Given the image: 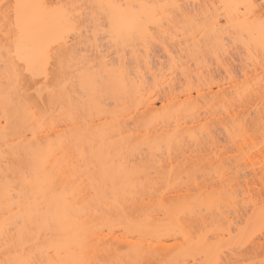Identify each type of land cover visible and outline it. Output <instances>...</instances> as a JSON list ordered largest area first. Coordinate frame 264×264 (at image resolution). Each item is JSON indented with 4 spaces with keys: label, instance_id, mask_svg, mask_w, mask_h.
<instances>
[{
    "label": "bare ground",
    "instance_id": "bare-ground-1",
    "mask_svg": "<svg viewBox=\"0 0 264 264\" xmlns=\"http://www.w3.org/2000/svg\"><path fill=\"white\" fill-rule=\"evenodd\" d=\"M256 1L54 0L52 7L50 0H14L11 14L0 8V264H138L141 259L146 263L151 256L146 252H150L153 244H160L161 249L165 244L173 246L174 242L177 247L172 248L173 253H168L171 257L166 255V260L172 259L171 263L178 264L177 259L183 257L190 261L193 256H200L201 264H224L222 256L226 255L220 256L223 245L217 243L216 246V241L224 240L220 238L223 231L230 235L231 225L225 230L224 227L216 230L222 235L218 237L216 232L217 239L207 242L210 236L190 233L192 229L188 226L190 231L187 230V221L182 223V218L184 214L197 218L200 205L201 209L206 207V211L213 212L212 202V209L219 214L224 212L219 209L221 201L227 203L228 210L230 202L237 209L234 203L238 196L226 193L229 187H223L225 197L223 192L219 197L208 192L209 196L203 194L207 200L204 197L203 200L192 199L194 205L188 198L186 202L180 190L177 192L180 188L175 189L181 186L178 180L174 181L178 186L170 180L165 188L170 191V184L174 183L176 187L171 186L180 195V198L175 196L179 202L175 200L177 203L173 205L174 198L164 197L168 190H160L162 194L158 198L159 190L156 192L155 187L160 186V181L157 184L156 178L153 182L154 176L148 175L159 168L167 169L172 149L174 146L181 149L185 138L194 144H201L197 139L203 140V136L195 135H199L200 129L195 133L192 126L186 125L191 119L200 122L198 109L202 106L198 108L197 99L193 98L213 93L215 84L211 77V83L209 80L201 82V74L210 62L205 61L200 51L212 54L222 65L221 57L227 58L229 43L233 41L234 45L242 47L250 63H260L257 58L264 56V11L257 8ZM259 1L264 5V0ZM88 8L92 13V8L94 12L97 9L96 18L102 14L108 27L103 31L106 34L100 31L102 20L99 22L93 15L101 28L91 30L94 22L90 23L92 28L88 26L91 31L85 26L81 29L82 14H87ZM81 37L84 42L79 40ZM103 40L113 46L114 56L109 52L111 47H102ZM150 42L161 45L169 58L168 69H163L161 62L158 68H153L156 66L153 56H157L151 53ZM127 56L134 61L133 68L129 65L133 62H129L128 67ZM180 56L194 60L197 71L193 75L199 81L198 86L192 87L194 90L186 88L180 103L179 99H171L164 93L158 106L157 92L161 86L172 85L171 93L174 90V71L178 70L191 81ZM226 63L229 62L223 63L225 68L221 67L227 73L231 89L228 90L233 96L246 95L252 85L263 83V77L260 79L261 75L258 76L257 70L255 73L253 66L254 77L245 71L241 72L242 81L234 79L236 75L234 73L233 77ZM150 78L154 85L149 84ZM249 79L255 84L249 86ZM219 83L215 84L218 90L225 86ZM104 92L120 104V109L111 110L103 104ZM230 110L224 109V112L230 116L232 131H238H233V135L242 136L241 140L248 142L244 120L240 122L238 114ZM129 119L136 124L141 119V128L136 133H133L135 129H129L132 128L127 125ZM197 125L199 127V123ZM204 129L203 126L202 134ZM206 131V137L211 139ZM185 143L183 146L191 151L187 146L190 143ZM164 150L166 156H170L165 162L157 155ZM138 156L143 157L138 161L146 159L143 164L137 161ZM161 156L164 157L163 153ZM150 167H154L153 170ZM167 195L170 197V193ZM229 195L234 197V203ZM224 198H229L230 202ZM163 199H168L169 203L165 204ZM234 208L232 212H236ZM224 213L221 214L223 219L227 214ZM162 217L166 221L161 220ZM199 219L201 221L203 216ZM204 232L209 233L206 229ZM180 241L183 245L177 244ZM215 249H220L221 254ZM184 260L181 263L185 264Z\"/></svg>",
    "mask_w": 264,
    "mask_h": 264
},
{
    "label": "rangeland",
    "instance_id": "rangeland-1",
    "mask_svg": "<svg viewBox=\"0 0 264 264\" xmlns=\"http://www.w3.org/2000/svg\"><path fill=\"white\" fill-rule=\"evenodd\" d=\"M47 1H49V0H47ZM50 1H52V3L51 2L50 3L52 4V7H53L54 0H50ZM13 3H14V0H0V8L2 7L1 8L2 10H4V11L6 10V11L9 12V14H11V9H12L11 7H12ZM50 3L48 5H51ZM256 3H257V6H258L257 8L260 7L259 10L260 11L261 10L264 11V5L262 4V2H260L258 0V1H256ZM87 7H89V6H87ZM89 8H88V10H89ZM94 8H92L93 9V13H92V10H89V11H91L90 12L91 14L89 13V11L85 12V13L88 14V16H87V14L84 15V13H83L82 15H83V18H84L83 20L84 21H82V20L81 21L84 24L81 23L80 21H78V24L80 22L81 24H79V25H82L81 27L85 26L87 30L88 29L90 30L92 28L91 27L92 24L98 18L99 19V22H100V20H102L100 23L97 21L99 24H101V27L102 28L98 25L97 22H95V24L93 26H95L97 28L94 27L91 30L97 31L98 29L101 28L100 31L103 32L104 30H106L108 28L107 27L106 20L103 19V16H101L102 14L100 16H97V18H96L95 14H96L97 9L94 12V10H95ZM1 9H0V12H1ZM0 14H2V13H0ZM98 14H99V12H98ZM92 15L95 16L96 19H94V17ZM80 19H81V17H80ZM90 23H92V24H90ZM96 23H97V26H96ZM88 26H90L91 28H89ZM85 27H83L81 29H84ZM173 27H174V25H173ZM176 28H179V27H176ZM170 29H171V26H170ZM173 30H174V28H173ZM100 31H98V32H100ZM178 31H180V30H178ZM171 32H172V30H171ZM103 33H105V32H103ZM103 33H101V34H103ZM169 33H170V31H169ZM82 34H84V33H82ZM103 37H104V34H103ZM84 38H85V36H84ZM84 38L81 37L79 40H81V42H84L83 41ZM101 38L102 37H100V40H101ZM103 41H104L103 42L104 45H102V47H104V48H106V46H107V48H110L111 47L110 48V51L109 50H107V51H109L111 54H113L112 53V52H114L113 46L110 45V43L107 44V41L106 40H103ZM232 42L233 41H231L229 43L230 44V49H228L229 50V52H228L229 55H227V58H226V56H224V58L221 57L222 59L220 58L221 59L220 62L223 65V67L224 68L226 67V65L224 66L223 63L229 62L228 64L227 63L226 64H227V66H230V68H231V74L233 75V77H235L234 76V73H235L236 77L234 79H236V80L238 79V81H242L244 79V77H243L244 75L242 73H244L245 71H248L247 72L248 75H251L254 72L253 70L255 69V73H257V71H258V74H259L258 76L261 75L260 79L263 77V79H262L263 80V83L260 84V82H262V81H259V85H256L255 83H252L251 82L252 80L249 79L250 81L248 82V85L249 84L250 85L255 84V86L254 85L251 86V90L248 91V94H246V95L245 94L244 95L242 94L239 97L240 99L238 97H236V95L233 96L234 93L232 91H229L231 89H229V85L227 84V80H228L226 78L227 77L226 76L227 73L225 72V70L223 69V67H221L222 65H219L216 62L217 60L215 61L214 60V57H211V56H213L212 54L209 55L210 53H206L205 50L200 51V55L202 57H205L204 58L205 61L207 60L208 63L210 62L209 63L210 65L208 64V66H209V67H207V70L208 71L205 68L203 70L202 74H201L202 77L206 75L205 76L206 79H205V77H203V78L201 77L202 81L200 79L199 80L204 84V81L206 83L209 80V78L211 77L210 79L211 80L213 79L212 80V84L214 82H215V84L218 83V82H220L221 85L223 83V85H225V86H222V89H220L221 90L220 91V90H218V87L215 84H213V91H212L213 93H206V91H205V93H206L207 96L204 94L205 96H203V97L201 96L202 99L199 98V97H197V98L194 97L193 99H195V101L197 99L198 108H200L202 106L201 107L202 109L201 108L198 109L199 110L198 111V114L200 113V115H198V116H200L199 117L200 118V122H197L196 123V121H194L195 119H193V121H191L192 120L191 119V120H189L190 122H188V121L186 122V125L192 126L190 128H193L192 130L194 132L195 131L198 132L199 129H200V131L203 130V126L205 127L204 130L206 131V128L208 127V129H207L208 131H206V133L209 132L210 133L209 136H212L213 139L212 138L209 139V137H206L207 134L205 135V131H204V134H202L203 131L202 132L199 131V135L195 132L196 133L195 135L198 136V138L200 136L202 138V136H203L202 139L205 140V141L202 140L203 141V143H202L201 140H198L197 139V142L200 141L201 144H199V143L194 144V141L190 143V141H189L190 139L187 140V138H185L186 140L184 139V141L186 143L185 142H183V143H185L184 145H187V143L189 142L190 145L188 144L187 146H189L191 148V151L190 150L187 151V148H185L183 146V143H182V145H180L181 143L178 144V145H180V148L183 149V150L177 148L176 146H174L175 145L174 144L173 145L174 148L172 147L173 148L172 149L173 152L171 151L172 152L171 158H170V156L169 157L166 156L165 150H164V152H162L163 149H164L163 148L161 152L163 153L164 157L161 156L162 153H160V152H158V154L156 153L159 157L157 155L156 156L158 157V159L160 157H162L164 159V162L166 161V157H168V158H170V160L173 163L170 162V160L167 158L169 161H167L166 164L168 165V168L169 169L167 168L165 170H163V169L160 170V168H159V171L156 170L157 171L156 172L154 170L153 172H155V173H152L151 172V174H149L148 176H150V175L152 177L154 176L153 177V182L156 180L157 184L160 181L159 184H158L160 186L159 187H155V189L157 188L156 189V192L159 190L158 191L159 194L162 192V191L160 192V190H163V191L168 190L169 191V189H166L167 188V184L169 185V183H166V182H170V180H171V182H174V181H177L178 180L177 182L181 184L180 187L174 186L175 184L177 185V182H174L175 184L174 183L170 184V187L173 188V186H174V188L176 187L175 189L180 188V189H178V191L177 190L176 191L179 192V190H180L181 193L179 192V194H181V196H183L185 194L186 198L185 197L184 198L186 199V202H188L187 201L188 199H190V201L192 199L196 201L197 199H195V198H198V199L202 198V200H203V197H204L206 199L205 195H203V194L206 193V195H208L207 194L208 192L210 194H213L214 193L215 194L214 197H216L218 194H221V192H223L221 190H223V189L225 190V188H223V187H226V188L229 187L231 191H229V188H227L226 189L227 191L225 190V192L226 193L232 192L234 196H238V197H236V199H237V202L236 203H234V201H235V199L233 200L234 197L232 198V197H230V195L228 196L229 198H232V202L234 204H236V208L237 209L234 208L235 205L233 206L231 204L230 200L228 201L229 198L228 199L226 198L227 199V202H230L229 205H231V206H229L230 207L229 210L227 208L228 206L226 205L227 203L224 204L225 202L223 203V201H221L222 207L219 206L220 203H218L219 204L218 206L220 208L217 207V205H216L217 203L215 204L216 205L215 207L217 208V210L221 209V211H224V212L226 211V213H227L225 215L226 218H224V219L222 218V215L221 214L224 215L225 214L224 212L221 213V214H219L217 211H215V210L212 209V207L214 208V203L212 202L213 206L212 207L210 206V209L213 212H210V210L206 211L207 210V209L205 210L206 207L204 208V210H205L204 211L203 208L201 209V207H200L201 205L199 206V208L197 206L198 212H197V208H196V210L194 211L193 217L195 216V212H197L200 217H198V215L196 214L197 215V218L195 217L196 219L195 218L192 219V218H190V217H192V215L188 218V215L189 214L188 215L187 214H184L183 215V218H182V223H184L185 220L187 221V224H185V226L187 225L186 226L187 227V230H189L190 228L192 229V230L190 229L191 231L189 230L190 233L192 232L193 234H197L199 236L200 233L198 234V232H201L202 235L206 234V235H204L205 237L206 236L207 237L210 236V239H208V238L206 239L205 238L207 240V242H209L208 240H211L212 241V239H217V236H215V234L217 232L216 230L221 229L223 227H224V230H225L226 229L225 227H227V225L229 224V227H230V225L232 227V228L230 227V229H228V231H230V235H227L223 231V233H222L223 236H220V235H222L221 232H219L220 235H218V232H217L216 235H218V237L220 236V238L221 237L222 238L224 237V240L220 239L221 242H217L215 240L216 241V246H217V243H221V246L223 245L222 248L224 247L222 249V248H220V245H219V248L222 250L221 251L222 254L219 251L220 249L219 250H217L218 248L215 249L216 251H219L218 252L219 253L218 255H220V254H221L220 256H222L223 254L226 255V256H222L223 259H224V261H223V259H221L224 262V264H264V72L261 71V69H264V67L263 66H260L261 64H264V62H261V61L264 60L263 59L264 56L262 55V56H260L261 58H257V60H259V62H260L259 63L260 65L258 63H257L258 65H257L255 63V61L250 63L251 60L249 61L246 58L247 56H246L245 52H243L244 50L242 49V47H239V45L237 46V44L234 45ZM79 43H78V45L82 44V43H80V44ZM108 45H110V46H108ZM149 46L151 47V48L149 47L150 48V51L152 50L151 53H154L155 52L154 54L158 57V59L160 58V60H161V61L159 60V62H156L158 60V59L155 60L157 57H155V56H153V54H151V56H153V59L155 58L154 59V62L156 63V66L153 65V68L154 67H155L154 69L158 68L157 65L159 66L160 65L159 63L161 62L162 65H160V66H162L163 69H166V68L168 69V67H169L168 62L169 61H167V60H169V58L164 53L163 49L161 48V45H159V43L150 42V45ZM82 52H80V53H82ZM113 56H114V54H113ZM129 58L130 57L127 58V61H128L127 62V65L129 64V62L130 63L133 62L132 64H129L130 67L133 68L134 61L131 62V59L132 58L130 60H128ZM218 58H219V55H218ZM225 58L227 60L225 62L222 61V60H225ZM181 59H183V60H181ZM180 61L181 62L182 61L185 62V63L182 62V66L183 65L184 66L186 65L184 67V71H186V72H188L190 74L189 76H191V77L189 79L191 81L185 79L184 76L181 74V72H178V70L177 71H174V73H175L174 76L175 77L173 78L174 81H172V83H173V89L174 90H172V93L170 91L171 88H172L171 87L172 85L171 86H168L170 88H168L167 86H161L162 88L159 87L157 89V91H158L161 88V90L157 92V93H159V94H157V96H158L157 97V104H158V106L161 104L160 103L161 102L160 97L162 98V96L164 95V93L165 94H169L168 96L171 99H172V97H175V98L179 99V102L178 103H180L184 99L183 96L185 94L186 88H188V87L190 88L191 87V89L194 90L193 88L195 86H198L199 81L198 80L196 81V78L193 75L197 71V68H196V65H195L194 60L193 59L190 60V58L188 59V58H186V56H180ZM254 63L256 65V67L258 66L259 68H256L255 65H254ZM129 65H128V67H129ZM252 66L254 67V69H253ZM178 67L179 66H177V68ZM247 69H249V70H247ZM255 73H254V75H255ZM254 75L252 74L253 77H254ZM186 80H187V82H186ZM151 81L152 80L150 78L149 79V84L150 85L153 84V82H151ZM225 81H226V83H225ZM201 82H200V84H202ZM208 82L211 83L210 80ZM260 85L261 86L263 85V86L260 87ZM224 87L226 88L225 90H224ZM255 87H257V88L259 87L260 89L259 88L257 89ZM163 88H164V91H162ZM216 90H217V92H216ZM105 94L102 95V96H104L106 99L104 97H101L102 100L105 99L104 100L105 102L101 100L102 102H104L103 104L108 109H109V107H110V109L111 108H114L115 109L116 107H117L116 109H120V104L112 101L111 98H110V95H108V94L105 95ZM193 94L195 95V93H193ZM242 96H244V98ZM246 96H248V97H246ZM198 99H199L200 102H198ZM106 102H107L108 105L105 104ZM199 103H200V106H199ZM203 103L205 104V106H203L204 105ZM131 105H132V103H131ZM132 106H130L129 108H131ZM123 108H124V106H123ZM224 109H228V110L231 109L230 111L235 112V115L238 114L237 117H238V119L239 118L241 119V120L239 119L240 122H242L244 120L242 123H243V125L245 124L246 133L248 134L245 137L247 139L246 141H248V142H246L247 144L242 141L244 139L242 136L241 137L243 139L241 137L239 138V136L237 137V134H235L236 136L233 135L232 132L234 130L232 131V126H231L232 124L230 122L231 119L229 118L230 116L228 117V115L224 112ZM135 114L136 113H134L133 115H135ZM137 115H136V120L139 118L138 116L141 117L140 114L138 116ZM132 119H129L130 121L127 120L128 121V124L127 125H128V127H129V125H132V128H129V129H131V131L135 129L133 131V133H134L135 131H139V129L141 128L140 125H142V123H141V119H139L140 121L137 122V124L135 122H132ZM202 121H203V123H202ZM134 123H135V126H134ZM198 123H199V127L197 125ZM136 126H138V127H136ZM234 132H238V131L236 130ZM204 138H206V139H204ZM143 148L144 147H142L141 149H143ZM143 151H144V149H143ZM182 152H184V155H183ZM140 153H139V150H138V153L137 154L141 156ZM187 153H188V155H187ZM137 154L135 153L134 155H137ZM143 154H146V153H143ZM159 154H161V155H159ZM140 156H138L136 158L137 161H138V158ZM184 156H186V157H184ZM144 158H146V157H144ZM141 159H143V157ZM145 160L146 159H144L142 161L145 162ZM142 161H140L139 163H141ZM160 161L162 163V159ZM143 162L141 164H143ZM164 162H163V164H165ZM168 162H170V163H168ZM155 165L157 166V164H155ZM152 166H154V165L152 164ZM164 166H162V167H164ZM150 168H152V170H153L154 167H150ZM164 168H166V166ZM155 169H157V168L155 167ZM170 176L171 177L173 176L172 177L173 179L170 178ZM174 179H176V180H174ZM164 183L166 185H164ZM153 184H155V183H153ZM171 185H173V186H171ZM155 186H157V185H155ZM165 186H166V188H165ZM152 188H154V187H152ZM171 188H170V191L172 190ZM174 188L172 190L173 192L172 191L171 192L170 191L169 192L165 191L166 192V195L164 197L169 198V200L172 199V198H174L173 199L174 201H172V203L173 202L174 203H177V202H175V200L178 199L177 197L180 198V195L175 192V189ZM209 189H210V191H207ZM167 193L168 194L170 193V197H169V195H167ZM182 193H183V195H182ZM226 193L224 194V192H223L222 195L224 196V195H226ZM161 194L160 195L157 194L158 198H159V196H161ZM173 195H174V197H173ZM175 196H177V197H175ZM218 197H219V195H218ZM238 199H239V201H238ZM156 200L159 201L157 199V197H156ZM164 200L166 201L165 204H168L169 203V202L167 203V200L168 199L167 200L166 199H163V201ZM200 200H198V201H200ZM210 200H212V199L210 198ZM215 200H216V198H215ZM215 200H214V202H215ZM219 201H216V202H219ZM191 202H193V201H191ZM207 202H209V201H207ZM174 203H173V205H174ZM193 204H194V202H193ZM155 206H154V208H155ZM195 207L196 206H194V208ZM232 207L236 210V212H232V209H231ZM235 210H233V211H235ZM202 211H203V213H201ZM221 211H219V212H221ZM200 214H202V215H200ZM202 216H203V219H201V221H200L199 218H201ZM229 218H230V220H229ZM226 219H228V221ZM161 220L166 221L165 219H163V217L161 218ZM224 220L227 221V222H225ZM188 226H189V229H188ZM186 227H185V229H186ZM205 229L207 231H209V233H208L209 235L204 232ZM197 235H195V236L198 237ZM244 239H247V240L244 241ZM179 240H181V239H179ZM183 240H181V241H183ZM194 240H195V238H194ZM170 241H171V239H170ZM181 241L179 243L177 242V244L180 245ZM111 242H112V240H111ZM173 242H174V240H173ZM166 243L169 244V240H168V242L166 241ZM174 243L176 244V242H174ZM174 243L172 244L173 246H171V245H168L167 246L165 244L164 245L165 248L164 247L163 248L161 247V249L159 248L160 246H158L160 244H158V245L153 244L152 246L150 245L151 246L150 252H146V253H149V255H151L149 257L146 254V256H148L149 259H150V262H148V257L146 259L147 262H148V264H169V263H171L172 259L169 262L168 260H166V258L168 257V255H169V257H171L170 254H168V253H173L172 252V250H173L172 248L173 247L175 248V246L177 247V245H174ZM114 244H115V241H114ZM207 244H209V243H207ZM120 247H122V246H120ZM181 247H184V246H181ZM156 248L159 249V250H157ZM214 248H216L215 245H214ZM170 249H171V251H170ZM165 250H167V251H165ZM185 250H187V249H185ZM166 255H167V257H166ZM174 257H176V258L178 257V252L177 251H175V256ZM193 257H195V256H193ZM39 258L42 259L41 256H39V257L37 256V259H39ZM143 258H144V256H143ZM190 258L191 257H189L188 259H190ZM192 258L190 259L191 262L189 260H186V258H185L186 261H189L187 264H201V263H203V262H200L201 261V257L200 256H196L195 257V260L192 259ZM140 259H141V257L139 258V261H140ZM42 260L44 261V259H42ZM42 260H40V261L42 262ZM182 260H184V257H183V259H177V263L178 262L181 263ZM185 260H184V262L186 264V261ZM202 261H203V259H202ZM140 262H141V264H142V262H143V264H146L147 263V262L144 263V261L142 259H141ZM140 262L138 264H140ZM180 263H178V264H180ZM136 264H137V262H136ZM181 264H183V263H181Z\"/></svg>",
    "mask_w": 264,
    "mask_h": 264
}]
</instances>
